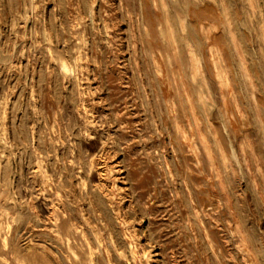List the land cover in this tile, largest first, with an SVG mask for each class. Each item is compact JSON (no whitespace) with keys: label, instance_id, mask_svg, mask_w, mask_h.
I'll return each mask as SVG.
<instances>
[{"label":"rangeland","instance_id":"374dc122","mask_svg":"<svg viewBox=\"0 0 264 264\" xmlns=\"http://www.w3.org/2000/svg\"><path fill=\"white\" fill-rule=\"evenodd\" d=\"M0 264H264V0H0Z\"/></svg>","mask_w":264,"mask_h":264},{"label":"bare ground","instance_id":"6f19581e","mask_svg":"<svg viewBox=\"0 0 264 264\" xmlns=\"http://www.w3.org/2000/svg\"><path fill=\"white\" fill-rule=\"evenodd\" d=\"M64 70V69H63ZM65 71V70H64ZM176 122V121H175ZM91 164V163H90ZM216 180V179H215ZM202 226V225H201Z\"/></svg>","mask_w":264,"mask_h":264}]
</instances>
